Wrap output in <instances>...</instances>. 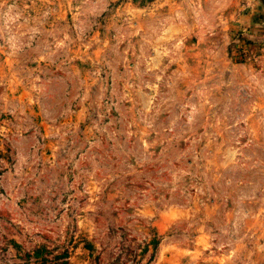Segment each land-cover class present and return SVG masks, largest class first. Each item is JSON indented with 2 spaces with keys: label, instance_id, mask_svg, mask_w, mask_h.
<instances>
[{
  "label": "rangeland",
  "instance_id": "1",
  "mask_svg": "<svg viewBox=\"0 0 264 264\" xmlns=\"http://www.w3.org/2000/svg\"><path fill=\"white\" fill-rule=\"evenodd\" d=\"M251 2L0 0V264H264Z\"/></svg>",
  "mask_w": 264,
  "mask_h": 264
},
{
  "label": "crops",
  "instance_id": "2",
  "mask_svg": "<svg viewBox=\"0 0 264 264\" xmlns=\"http://www.w3.org/2000/svg\"><path fill=\"white\" fill-rule=\"evenodd\" d=\"M251 7H247V17H258L260 19V23L258 26L260 29L264 30V5L261 0H251ZM253 3V4H252ZM262 30V31H263Z\"/></svg>",
  "mask_w": 264,
  "mask_h": 264
},
{
  "label": "water",
  "instance_id": "3",
  "mask_svg": "<svg viewBox=\"0 0 264 264\" xmlns=\"http://www.w3.org/2000/svg\"><path fill=\"white\" fill-rule=\"evenodd\" d=\"M261 1H262L263 5H264V0H261Z\"/></svg>",
  "mask_w": 264,
  "mask_h": 264
}]
</instances>
